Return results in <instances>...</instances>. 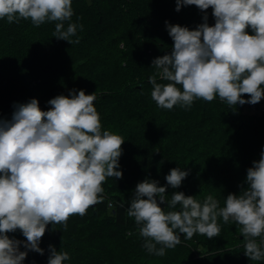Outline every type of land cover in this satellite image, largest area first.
I'll use <instances>...</instances> for the list:
<instances>
[{
  "label": "trees",
  "instance_id": "16d2710c",
  "mask_svg": "<svg viewBox=\"0 0 264 264\" xmlns=\"http://www.w3.org/2000/svg\"><path fill=\"white\" fill-rule=\"evenodd\" d=\"M72 7L71 22L83 25L71 38L79 43L72 45L53 37L56 22L37 27L30 20L0 19V119L10 120L15 105L33 98L47 111L48 101L58 95L95 93L102 131L125 141L118 169L123 177L107 178L102 202L84 216L70 217L67 228L49 224L39 244L43 255L24 247L26 238L19 229L8 233L24 242L19 248L28 254L22 264H48L50 245L69 253L64 264H264L244 254L239 225L231 220L225 224L218 218L220 235L211 240L200 234L188 240L181 234V243L159 257L147 251L140 226L127 215L138 183L151 179L167 186L165 177L177 167L189 174L179 188L167 186L166 201L177 191L201 202L211 194L223 207L228 194L221 190L239 194L247 188V170L264 151V98L255 105L236 106L219 97L194 100L191 108L200 117L202 132L174 125L176 108L182 116L188 109H161L151 98L153 61L170 54L174 43L165 22L195 30L205 12L194 5L176 11V0H72ZM206 14L214 26L212 9ZM248 32L252 34L250 28ZM157 82L168 83L159 77ZM243 107L260 111L246 113ZM163 209L179 211L180 206L169 209L166 203Z\"/></svg>",
  "mask_w": 264,
  "mask_h": 264
},
{
  "label": "clouds",
  "instance_id": "9594fccd",
  "mask_svg": "<svg viewBox=\"0 0 264 264\" xmlns=\"http://www.w3.org/2000/svg\"><path fill=\"white\" fill-rule=\"evenodd\" d=\"M191 5L205 12L195 30L165 22L174 43L170 54L152 64L156 72L149 82L157 107L190 108L194 100L212 102L217 97L229 106L259 103L264 98V0H176V11ZM209 8L214 26L207 23ZM73 14L72 0H0V19L30 20L37 27L56 22L53 37L71 45L79 43V38L71 39L77 29L83 30V25L71 22ZM157 77L168 83H158ZM95 100V93L72 90L69 96L50 99L47 111L33 98L15 105L10 120L0 119V264H22L28 254L20 251L24 242L8 233L19 229L26 238L24 247L43 255L39 244L49 224L67 228L70 217L84 216L102 202L107 178L123 177L118 169L125 141L102 131ZM188 174L179 167L171 169L167 186L179 188ZM246 183L239 194L227 195L223 207L211 194L201 202L173 192L167 208L179 205L180 210L165 211L160 204L166 201L167 186L145 179L136 185L127 215L140 226L144 247L156 256L180 244L181 234L188 240L195 234L209 240L218 237L222 218L225 224L231 220L239 225L249 260L261 261L264 151L247 170ZM49 248L48 264L70 259L67 251Z\"/></svg>",
  "mask_w": 264,
  "mask_h": 264
},
{
  "label": "rangeland",
  "instance_id": "374dc122",
  "mask_svg": "<svg viewBox=\"0 0 264 264\" xmlns=\"http://www.w3.org/2000/svg\"><path fill=\"white\" fill-rule=\"evenodd\" d=\"M169 24H172V23H169ZM172 25H175V24H172ZM164 30H166V31H168L167 30V26L165 25L164 26ZM96 41L97 42H100L101 41V37L99 36L97 39H96ZM122 44L120 43V46H121ZM62 62V61H61ZM60 62V63H61ZM64 65V64H63ZM108 66V65H107ZM66 77V76H65ZM32 93H34V90H31L30 89V93L29 94H32ZM180 106V105H179ZM176 107H177V105H176ZM177 109V112H176V116H175V118L172 120L173 122L175 121V123H174V125H176L177 126V128L178 129H181L182 131H191V129H194V130H198V131H200L201 130V132H202V130H203V128H201L200 127V123H201V121H200V117L199 116H196L197 115V112L195 111V109H193L192 110V108L190 107V108H182V109H184V111H187V109H188V111H189V113H184V116H182L180 113H179V111H178V109L179 108H176ZM175 110V109H174ZM242 111L243 112H246V113H255V112H258L259 113V111H260V109L259 108H257V109H255V108H253V107H250L249 109H247L246 107H243L242 108ZM178 116H180V117H182V118H180V120H179V117ZM177 120V121H176ZM225 167V170L226 171H229V166L228 165H226V166H224ZM208 177H210V176H208L207 175V177L206 178H208ZM233 187V184H232V186H230V188H232ZM221 194H223V195H226V194H229V191L227 190V187H224V189L223 190H221V192H220ZM225 193V194H224ZM239 193V192H238ZM222 196V195H221ZM240 232V231H239ZM242 238V235L240 234L239 235V239H241Z\"/></svg>",
  "mask_w": 264,
  "mask_h": 264
},
{
  "label": "water",
  "instance_id": "95a60500",
  "mask_svg": "<svg viewBox=\"0 0 264 264\" xmlns=\"http://www.w3.org/2000/svg\"><path fill=\"white\" fill-rule=\"evenodd\" d=\"M157 199H158V198H157ZM158 203H159V199H158ZM166 203H167V201H165L164 203H161V204H160V207H161V208H164L165 205H166Z\"/></svg>",
  "mask_w": 264,
  "mask_h": 264
},
{
  "label": "built area",
  "instance_id": "2783aa9c",
  "mask_svg": "<svg viewBox=\"0 0 264 264\" xmlns=\"http://www.w3.org/2000/svg\"><path fill=\"white\" fill-rule=\"evenodd\" d=\"M109 204H110V202H109Z\"/></svg>",
  "mask_w": 264,
  "mask_h": 264
}]
</instances>
